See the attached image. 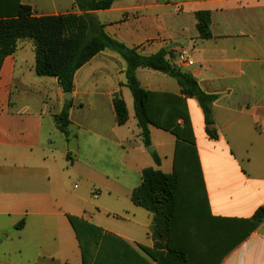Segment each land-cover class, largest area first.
Segmentation results:
<instances>
[{"label": "crops", "instance_id": "obj_1", "mask_svg": "<svg viewBox=\"0 0 264 264\" xmlns=\"http://www.w3.org/2000/svg\"><path fill=\"white\" fill-rule=\"evenodd\" d=\"M21 3L37 17L81 13L74 0ZM91 13L114 39L147 56L165 50L171 64L219 96L212 107L217 140L208 136L198 102L187 100L210 214L251 219L264 207V0H114ZM200 13L210 16V39L200 36ZM35 67V46L23 40L0 70V264H82L68 216L157 264L139 248L155 247L153 215L132 194L146 169L172 174L176 137L152 126V146L145 147L127 65L113 51L76 73L70 100L57 79L38 77ZM137 77L149 92L181 95L165 74L138 69ZM118 94L128 112L124 125L114 108ZM71 100L66 136L55 116ZM115 242L113 261L137 264ZM220 264H264V221Z\"/></svg>", "mask_w": 264, "mask_h": 264}, {"label": "trees", "instance_id": "obj_2", "mask_svg": "<svg viewBox=\"0 0 264 264\" xmlns=\"http://www.w3.org/2000/svg\"><path fill=\"white\" fill-rule=\"evenodd\" d=\"M80 14L37 17L21 0H0V70L19 42L35 46L38 77L55 78L65 95L74 91L76 73L106 50L126 62V86L134 99V110L145 147L152 146L151 127L176 137L172 174L146 169L132 201L153 215L154 249L139 248L157 264H220L223 258L264 221V207L248 220L214 218L210 214L192 121L187 100L195 99L204 115L206 132L218 139L214 128L213 104L218 95L202 90L196 77L170 63L167 53L143 55L111 37L91 12L112 7L114 0H74ZM201 38L210 39V16L198 14ZM138 69L159 72L174 79L181 95L149 92L138 80ZM72 100L55 116L59 130L68 136ZM118 125L128 121L121 95L114 98ZM155 163L161 164L153 154ZM81 250L82 264H121L113 261L116 242L119 251L130 252L137 264H151L134 247L82 219L68 216ZM115 243V244H113Z\"/></svg>", "mask_w": 264, "mask_h": 264}, {"label": "water", "instance_id": "obj_3", "mask_svg": "<svg viewBox=\"0 0 264 264\" xmlns=\"http://www.w3.org/2000/svg\"><path fill=\"white\" fill-rule=\"evenodd\" d=\"M70 98H71V95H70V94L66 95V99H67V100H70ZM153 150H154L153 148H150V149H149V151H153Z\"/></svg>", "mask_w": 264, "mask_h": 264}, {"label": "built area", "instance_id": "obj_4", "mask_svg": "<svg viewBox=\"0 0 264 264\" xmlns=\"http://www.w3.org/2000/svg\"><path fill=\"white\" fill-rule=\"evenodd\" d=\"M188 64L192 65V62L191 61H188Z\"/></svg>", "mask_w": 264, "mask_h": 264}, {"label": "rangeland", "instance_id": "obj_5", "mask_svg": "<svg viewBox=\"0 0 264 264\" xmlns=\"http://www.w3.org/2000/svg\"><path fill=\"white\" fill-rule=\"evenodd\" d=\"M124 61V60H123ZM125 62V61H124ZM126 63V62H125Z\"/></svg>", "mask_w": 264, "mask_h": 264}]
</instances>
